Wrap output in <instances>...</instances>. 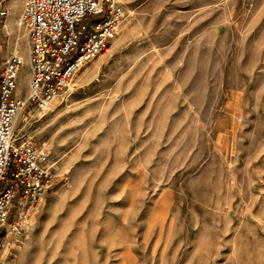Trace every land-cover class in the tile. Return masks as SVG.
Here are the masks:
<instances>
[{
	"label": "rangeland",
	"instance_id": "obj_1",
	"mask_svg": "<svg viewBox=\"0 0 264 264\" xmlns=\"http://www.w3.org/2000/svg\"><path fill=\"white\" fill-rule=\"evenodd\" d=\"M101 1L106 50L16 121L55 178L0 264H264V0ZM23 2L0 0L19 96Z\"/></svg>",
	"mask_w": 264,
	"mask_h": 264
},
{
	"label": "built area",
	"instance_id": "obj_2",
	"mask_svg": "<svg viewBox=\"0 0 264 264\" xmlns=\"http://www.w3.org/2000/svg\"><path fill=\"white\" fill-rule=\"evenodd\" d=\"M7 15L0 6V29ZM121 17L120 10H107L101 0L23 2L15 24L27 44L25 96L18 95L23 58H0V260L14 256L34 209L55 178L47 150L30 137L18 136L16 121L22 113L43 111L68 94L76 74L106 50Z\"/></svg>",
	"mask_w": 264,
	"mask_h": 264
},
{
	"label": "bare ground",
	"instance_id": "obj_3",
	"mask_svg": "<svg viewBox=\"0 0 264 264\" xmlns=\"http://www.w3.org/2000/svg\"><path fill=\"white\" fill-rule=\"evenodd\" d=\"M23 7V6H22ZM15 26H16V24H15ZM17 27V26H16ZM18 28V27H17ZM14 31V30H13ZM15 32H17V31H15ZM17 38V37H16ZM15 38V39H16ZM17 48H18V45H17ZM18 50V49H17ZM18 55V54H17ZM20 56V55H19ZM54 101V100H53ZM52 103V101L48 104V106H47V108L49 107V105ZM47 108L44 110V111H46L47 110Z\"/></svg>",
	"mask_w": 264,
	"mask_h": 264
},
{
	"label": "crops",
	"instance_id": "obj_4",
	"mask_svg": "<svg viewBox=\"0 0 264 264\" xmlns=\"http://www.w3.org/2000/svg\"><path fill=\"white\" fill-rule=\"evenodd\" d=\"M22 6H23V3H22ZM21 96H25V94L24 95L22 94Z\"/></svg>",
	"mask_w": 264,
	"mask_h": 264
}]
</instances>
